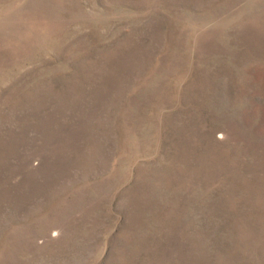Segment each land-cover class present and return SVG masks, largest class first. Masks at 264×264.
Here are the masks:
<instances>
[{"label": "rangeland", "instance_id": "374dc122", "mask_svg": "<svg viewBox=\"0 0 264 264\" xmlns=\"http://www.w3.org/2000/svg\"><path fill=\"white\" fill-rule=\"evenodd\" d=\"M0 264H264V0H0Z\"/></svg>", "mask_w": 264, "mask_h": 264}]
</instances>
